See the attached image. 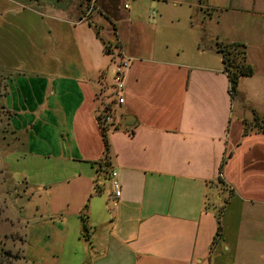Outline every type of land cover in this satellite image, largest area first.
I'll return each mask as SVG.
<instances>
[{
    "label": "crops",
    "instance_id": "0c3cea01",
    "mask_svg": "<svg viewBox=\"0 0 264 264\" xmlns=\"http://www.w3.org/2000/svg\"><path fill=\"white\" fill-rule=\"evenodd\" d=\"M147 3L154 24L115 14L106 0L54 8L71 23L58 24L49 57L22 69L0 57L12 136L5 153L24 150L31 159L20 185L45 196L25 227L24 247L37 241L23 249L25 264H264V135H242L243 122L264 119V25L232 32L235 21L222 19L236 12L227 0ZM92 8L112 28L98 16L89 26ZM217 43L243 45L253 69L234 101ZM114 46L131 59L122 105L107 99L113 61L104 49ZM103 106L112 113L106 156ZM125 116L134 124L123 129Z\"/></svg>",
    "mask_w": 264,
    "mask_h": 264
},
{
    "label": "rangeland",
    "instance_id": "374dc122",
    "mask_svg": "<svg viewBox=\"0 0 264 264\" xmlns=\"http://www.w3.org/2000/svg\"><path fill=\"white\" fill-rule=\"evenodd\" d=\"M106 1L110 3L115 14L118 11L121 15H128L129 11H134L137 17L154 24L157 10L154 5L148 4L147 0ZM75 2L76 0H0V57L9 56L14 62L17 61L20 65L19 69L23 68V64L36 63L38 59L49 57L48 46L56 41V29L60 28L58 24L71 23L70 20H60L55 16L54 8H67ZM167 4L169 5L166 7L171 8L169 1ZM230 5L236 8V12H223L222 19L235 21L238 29L236 31L233 28L232 32L237 35L240 32V26L244 24L264 25V0H227L226 7ZM177 10L171 8L169 15L172 17H174L173 13L179 15L180 9ZM97 16L102 18L104 28H107L106 26L112 28V24L93 8L85 16L87 24L92 25L91 17ZM106 17L110 20L109 15ZM206 20L208 21V17ZM224 25L225 23L222 27ZM114 48L119 49L116 46ZM107 99L108 103H112L110 97ZM0 103H2L1 100ZM7 120V114L0 108V254L9 252V257L0 256V264H25L22 259L23 249L33 252L36 248L32 245L37 244L35 240L34 243L24 247L23 234L27 231L25 227L28 228L31 225L30 219L35 215L36 208L40 202H43L45 196L42 195L39 198L37 188L32 189L30 184L26 185V190L25 185H20V179L24 182L28 181L25 176H27L26 171L31 158L22 149L17 153H5L12 138ZM56 188L50 186L48 189L52 193ZM223 206L224 201L217 203L214 210L217 217ZM23 220L25 223H22ZM14 256L17 259H14Z\"/></svg>",
    "mask_w": 264,
    "mask_h": 264
},
{
    "label": "trees",
    "instance_id": "16d2710c",
    "mask_svg": "<svg viewBox=\"0 0 264 264\" xmlns=\"http://www.w3.org/2000/svg\"><path fill=\"white\" fill-rule=\"evenodd\" d=\"M104 50L106 53H109L107 47H105ZM216 50L221 56L222 71L228 81L229 97L231 101H234L237 97V86L239 79L241 77L251 76L253 74V69L246 62V52L243 45L239 43H217ZM6 95L7 85L5 83V79L0 76V100L2 101ZM0 108L3 109L4 113L7 114V118H9V113L7 111L5 112L2 103H0ZM97 123L99 125L100 132L102 135L104 152L106 156L109 149L106 137V132L108 131V124H102L101 122H99V119H97ZM243 125V136H246L250 133L264 135V119L256 115H254L253 120L250 123L243 122ZM225 162L226 158H223L218 169L219 174L222 172ZM95 165L97 166L98 170H105L108 167V159H105L104 162L96 163ZM4 255L9 257V252H1L0 256ZM13 258L17 259L16 256H14Z\"/></svg>",
    "mask_w": 264,
    "mask_h": 264
},
{
    "label": "built area",
    "instance_id": "2783aa9c",
    "mask_svg": "<svg viewBox=\"0 0 264 264\" xmlns=\"http://www.w3.org/2000/svg\"><path fill=\"white\" fill-rule=\"evenodd\" d=\"M112 58V100L117 105L124 103V86H125V75L131 65V59L121 54L120 49L112 48L109 51ZM112 120V113L108 107L103 106L101 113L99 114V122L102 124H109ZM108 187L111 190L112 198L117 200L121 194V188L118 181L117 173L110 171L108 173Z\"/></svg>",
    "mask_w": 264,
    "mask_h": 264
},
{
    "label": "water",
    "instance_id": "95a60500",
    "mask_svg": "<svg viewBox=\"0 0 264 264\" xmlns=\"http://www.w3.org/2000/svg\"><path fill=\"white\" fill-rule=\"evenodd\" d=\"M133 124H134V118L133 117L125 116L122 118L121 125H122L123 129L128 128V127H132Z\"/></svg>",
    "mask_w": 264,
    "mask_h": 264
}]
</instances>
